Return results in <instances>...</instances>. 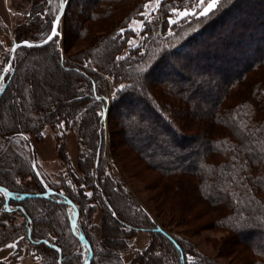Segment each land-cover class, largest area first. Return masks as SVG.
<instances>
[{"label": "trees", "instance_id": "1", "mask_svg": "<svg viewBox=\"0 0 264 264\" xmlns=\"http://www.w3.org/2000/svg\"><path fill=\"white\" fill-rule=\"evenodd\" d=\"M80 1L90 7L72 14L73 0H66L52 41L16 49L5 78L0 186L14 198L0 193V246L16 242L13 260L28 244L40 264H83L68 199L92 250L89 264H125V253H132L126 264H223L189 250L185 237L135 196L118 165L127 153L159 175L158 198L168 203L161 212L192 229L207 217L209 228L226 234L218 256L236 253L241 264H264V0H223L207 17L194 9L175 24L173 11L194 0H161L135 46L128 24L148 0ZM44 3L26 13L42 35L27 37L21 25L16 41L47 36L57 11L43 13ZM195 95L209 102L200 106ZM46 133L60 163L57 183L41 172L33 149L32 139ZM70 133L76 165L66 150ZM32 160L52 191L47 197L23 196L44 192ZM11 216L21 221L10 223ZM141 231L149 240L137 250Z\"/></svg>", "mask_w": 264, "mask_h": 264}, {"label": "rangeland", "instance_id": "2", "mask_svg": "<svg viewBox=\"0 0 264 264\" xmlns=\"http://www.w3.org/2000/svg\"><path fill=\"white\" fill-rule=\"evenodd\" d=\"M43 1L44 0H0V70H2V68L5 67L7 63L9 50L12 44V39H14V34L16 32L17 26L23 25L21 26V29L25 32V35L27 37H31L33 35L34 37L39 38L42 35L43 32H41V26L29 23V19H27L26 13L32 12V9L38 4L43 3ZM208 2H210V0H208ZM145 5H148L149 7L145 8ZM58 7L59 0H51V2H49V0H45V3L42 7V12L53 13L54 11H58ZM89 7L90 5L81 3L80 0H73L69 12L72 14L85 13L84 10L88 9ZM158 8L159 7H157L156 5V0H148L143 5L142 11L140 12L139 16H136L130 20L128 26L132 29L134 35L130 38L129 41H131L132 44L129 43V45H135L140 42L142 38L141 31L143 21H147L146 17L151 21H154L157 17ZM202 8L203 6H199V0H194V3L191 7L189 6L183 9L173 11V16L171 19L176 20L181 18V16L178 15L179 12L188 11L190 13H194V9H196V14H199L202 11ZM74 17L75 16H73V18ZM74 25L75 24L72 21L69 22V27H71V29H73ZM76 48V45L74 47H71V51H74ZM43 63L48 65V63H46L45 61ZM7 75H5V78ZM5 78L3 81H5ZM3 81H0V83H2ZM124 85L125 83L121 82L120 87ZM199 98L200 96H193L194 102H200ZM208 102L209 101L206 100L205 102H200L199 104L200 106H204L207 105L206 103ZM193 110L194 109H191L190 114L193 112ZM5 114L7 116L9 115L8 110ZM70 134L68 135L69 137ZM51 136V134L46 133L42 141H36L35 139H32V141L39 143L43 141H51ZM69 145L71 144L69 143ZM71 150L74 151V148ZM118 159V165L121 168L122 175L126 183L134 192L135 196L139 198V200L151 211V213L154 215V217L159 223H163L169 229L179 234H182V236L185 237L186 242H189V245H187V248L189 250H195L201 254L216 258L219 262H222L223 264H241V257L236 253L227 255L226 257L218 256L217 251L226 234L225 232L217 228H209V225L211 227V222L209 223L207 217H202L199 221L195 223L196 225L194 224V226H192L195 227L192 229L187 225L176 223L171 216L167 215L166 211H163V209L162 212L159 210L161 209L160 206H164L166 210L168 203L162 204V202L158 198V181L160 180V177L155 171L151 169H146L136 160H133L131 155H127V153L125 155H120ZM72 165H76V161L75 164ZM39 166L41 172L44 175L49 177V179L56 181V183L59 182L60 179L58 175V169L60 168V163L56 160V158L49 159L48 161H46L45 164L42 163V165ZM6 220L14 224H17L19 221H21L20 218H14V216L8 217V219ZM190 231L192 232L190 233ZM80 247L85 257L86 249L84 248V245L82 246L80 244ZM242 263L251 264L249 260H242Z\"/></svg>", "mask_w": 264, "mask_h": 264}, {"label": "crops", "instance_id": "3", "mask_svg": "<svg viewBox=\"0 0 264 264\" xmlns=\"http://www.w3.org/2000/svg\"><path fill=\"white\" fill-rule=\"evenodd\" d=\"M69 135V134H68ZM66 136L65 143H66V150L69 157V161L72 164H75L77 159V143L75 136L70 134ZM70 138V139H69ZM69 143L71 145H69ZM33 149L36 154V162L39 165L46 163L49 159H54V152L51 141H43L39 142H32ZM71 147V148H70ZM74 148V151L71 150ZM100 215L96 214L94 221H99ZM16 243L15 241H9L6 244L0 246V264H40V256L37 252H35L28 244H25L22 248V252L20 255L17 256L15 260H13V256L15 254V248H8L6 245ZM148 244V236L147 233L141 231L137 233L134 241V247L137 250L144 249ZM132 258V253H125L122 255L123 262L129 263Z\"/></svg>", "mask_w": 264, "mask_h": 264}, {"label": "water", "instance_id": "4", "mask_svg": "<svg viewBox=\"0 0 264 264\" xmlns=\"http://www.w3.org/2000/svg\"><path fill=\"white\" fill-rule=\"evenodd\" d=\"M66 4H67L66 0H59L58 11L55 14L54 19L52 21L51 29H50L49 33L47 34V36L43 40H41L39 42H29V41H21V42H18L15 39H12V44H11V47H10V50H9V55H8V60H7L6 65L9 62L11 64L13 63L14 54H15V51H12L13 48L17 49L18 47H20L22 45H26V46H41V45L46 44V43H44V41L47 39V37L49 35H51L53 27L56 28V31L59 34L58 28H59V24H60L61 18L63 16V13L65 11ZM57 17H59V23L58 24L56 23V18ZM11 72H12V70H11ZM2 84L5 87L6 82L3 81ZM1 94L2 93H0V96H1ZM33 166H35V167H33ZM32 169H33L34 173L36 174V176L38 177V179L41 182V184L43 185L44 192L43 193H39V194H27V195H23V196H28V197H47L50 193H52V191L44 183V181L42 180L41 176L39 175V172L37 171V168H36V165H35V161L34 160H32ZM0 188L5 189L2 186H0ZM6 191L11 194L10 196H7V198H9V197L14 198L13 193L9 192L8 190H6ZM65 202L68 204L69 209L72 211V218L70 219V222H69V226H70V230H71L72 235L79 241V243L82 246L85 245V244H87V246H88V249H86V253H85L86 255H85L83 264H85V261L86 260L88 261V264H89V262L91 260V257H92V250H91V247H90L88 241L85 239V237L78 230V226H77L78 209H77V207L75 206V204L72 201L66 199ZM73 212H75V215H73ZM73 222H75V225H76L75 228H73ZM59 256H60V252H59Z\"/></svg>", "mask_w": 264, "mask_h": 264}, {"label": "snow or ice", "instance_id": "5", "mask_svg": "<svg viewBox=\"0 0 264 264\" xmlns=\"http://www.w3.org/2000/svg\"><path fill=\"white\" fill-rule=\"evenodd\" d=\"M49 2H51V0H49ZM222 3H223V0H210V2H208V0H199V6H203L202 11L199 13V15L202 16V17H207L210 13H213L214 10L218 9V6H221ZM160 4H161V0H156L157 7H159ZM148 7H149L148 5H145V8H148ZM194 14L195 13H190L188 11H183V12H179L178 13V15L181 16V17H188L189 15H194ZM146 20H147L148 23L152 22L147 17H146ZM169 22L173 23V24L176 23L175 20H170ZM56 23L57 24L59 23V17L56 18ZM57 35H58V33L56 31V28L53 27L51 35H49L47 37V39L44 41V43H48L49 41H52L54 39V37H56ZM129 43L132 44L131 41H129ZM133 46H135V45L133 44ZM12 51H16V49L13 48ZM117 59L118 60H123V59H125V57L121 56V57H117ZM11 70H12V64L9 62L5 67L2 68V70H0V81H3L4 78H5V75L9 74L11 72ZM121 87H123V86H121ZM4 91H5V87H4V85L2 83H0V93H3ZM96 99H100V97H96ZM60 126L63 127V125H60ZM24 139H27V137H24ZM33 167H35V166H33ZM17 183H19V181H17ZM0 193H3L5 197L11 195L5 189H2V188H0ZM59 194L62 195V193H59ZM85 195H87L88 197H91L93 195V193L88 192V193H85ZM17 199H22V197H17ZM73 215H75V212H73ZM112 215L115 216L116 213L113 211ZM75 227H76L75 222H73V228H75ZM128 230H131V229H128ZM157 231H159V229H157ZM21 239H23V237H21ZM35 242L37 244L40 243L39 240H37ZM44 243L48 244L49 241L46 240V241H44ZM16 246H17L16 243H12V244L6 245V247H8V248H15ZM52 247L55 248V250L57 252L61 251V249L57 248L55 245H52ZM84 248L88 249L87 244L84 245ZM157 255H159V254L157 253ZM191 259H192L191 257L187 258L188 261H191ZM85 264H88L87 260L85 261Z\"/></svg>", "mask_w": 264, "mask_h": 264}]
</instances>
